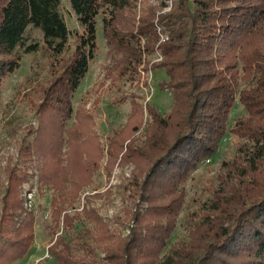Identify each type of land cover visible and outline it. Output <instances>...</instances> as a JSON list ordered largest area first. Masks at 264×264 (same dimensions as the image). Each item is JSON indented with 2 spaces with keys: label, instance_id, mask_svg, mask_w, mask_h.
I'll return each instance as SVG.
<instances>
[{
  "label": "trees",
  "instance_id": "trees-1",
  "mask_svg": "<svg viewBox=\"0 0 264 264\" xmlns=\"http://www.w3.org/2000/svg\"><path fill=\"white\" fill-rule=\"evenodd\" d=\"M169 1L68 0L83 33L66 55L72 31L62 0H0V92L24 55L39 50L27 42L28 27L42 33L50 54L49 78L30 91L39 99V125L20 144L22 166L9 160L5 168L0 264L23 259L35 240L22 192L34 168L56 191V224L62 219L75 230L81 223L75 241L59 236L48 248L52 264H264V0H175L164 11ZM100 16L111 59L106 78L133 83L159 54L150 67L167 72L160 86L174 101L162 113L134 95L127 122L108 137L106 172L118 160L136 165L125 186L132 204L116 217L134 222L123 237L95 207L68 212L103 157L93 109L73 103L98 48ZM160 26L168 32L164 41ZM237 104L243 114L231 123ZM228 132L242 140L237 154L223 162L202 209L189 215L187 239L164 253L184 204V183Z\"/></svg>",
  "mask_w": 264,
  "mask_h": 264
},
{
  "label": "rangeland",
  "instance_id": "rangeland-1",
  "mask_svg": "<svg viewBox=\"0 0 264 264\" xmlns=\"http://www.w3.org/2000/svg\"><path fill=\"white\" fill-rule=\"evenodd\" d=\"M62 12L68 22L71 37L67 44L66 55H69L75 48L77 37L83 33L77 16L71 9L68 0H62ZM175 0H170L164 11L170 10ZM102 17L98 20V48L90 61L87 76L81 82L75 93L73 103L76 108L81 102L87 103L88 110L93 109L95 124L94 131L97 132L100 145L103 147L101 167L94 174L90 185L81 189L79 197L69 206L68 212H83L84 207L97 208L100 216L110 228L119 236H126L130 233L134 222L121 224L116 217H123L124 210L130 206L131 200L128 197L130 191L125 189L133 179V171L136 165L132 162L124 163L117 161L110 174L106 172L108 163V137L120 129L128 120L132 108L134 95L141 97L144 105L151 103L160 112L167 113L173 106L172 94L160 86L163 80L168 79L167 72L162 69H151V63L159 61V54H156L149 64L147 71L144 63L139 68L140 76L136 81L130 82L121 80L112 84L111 79L106 78V66L111 63L107 51L108 47L101 30ZM161 33H167L163 26L158 27ZM28 43L38 44L39 50L25 54L21 66L6 81L0 92V218L3 213L2 199L8 183L5 168L7 162L20 163V144L28 136L30 126L38 127L39 122L36 114V103L38 96L31 93V88L38 82H44L49 78L47 73L49 51L42 43V33L33 26L26 29ZM149 98V99H148ZM99 99V105L95 108L94 102ZM148 99V100H147ZM243 114V107L237 104L232 111L230 122ZM32 137H30L31 139ZM239 137L227 133L221 140L217 151L202 162L193 170L191 176L184 183L185 199L181 211L178 213L177 223L172 235L167 240L164 253L183 239H187L189 231L188 217L202 206L211 195L216 178L224 161H230L237 154ZM65 156V155H63ZM31 179L24 182L22 192L26 212H31L34 221L35 240L30 251L23 259L14 261L11 264H36L38 260H45L52 264L49 247L59 236H67L75 241V231L80 228L77 223L76 229L64 226V220L60 219L57 225L53 220L55 206L52 204L56 191L51 185H43L37 168L31 169ZM146 207L143 208L145 210ZM82 252V251H81ZM103 255V254H102Z\"/></svg>",
  "mask_w": 264,
  "mask_h": 264
},
{
  "label": "built area",
  "instance_id": "built-area-1",
  "mask_svg": "<svg viewBox=\"0 0 264 264\" xmlns=\"http://www.w3.org/2000/svg\"><path fill=\"white\" fill-rule=\"evenodd\" d=\"M160 38H161L160 41H164V40H166L168 38V34L167 33H161V37ZM158 58H162V57L158 56Z\"/></svg>",
  "mask_w": 264,
  "mask_h": 264
}]
</instances>
